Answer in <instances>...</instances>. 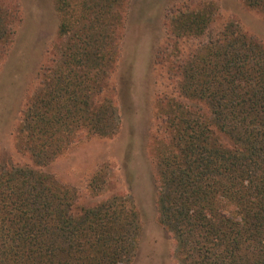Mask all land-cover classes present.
<instances>
[{
    "label": "trees",
    "instance_id": "obj_1",
    "mask_svg": "<svg viewBox=\"0 0 264 264\" xmlns=\"http://www.w3.org/2000/svg\"><path fill=\"white\" fill-rule=\"evenodd\" d=\"M118 1L85 0L76 14L71 0H56L59 33L77 23L83 29L25 112L20 131L38 165L51 162L78 130L103 136L116 128V113L97 105L94 90L118 52L110 44ZM243 1L264 13V0ZM215 16L212 2L181 9L170 31L199 38ZM13 22V11L0 4V59ZM76 64L87 68L73 70ZM179 68L180 93L208 112L173 98L165 103L170 139L158 158L160 224L173 234L181 264H264V46L231 21ZM9 166L0 161V264L134 263L143 226L126 198L81 205L53 176ZM104 177L96 173L94 192Z\"/></svg>",
    "mask_w": 264,
    "mask_h": 264
},
{
    "label": "rangeland",
    "instance_id": "obj_2",
    "mask_svg": "<svg viewBox=\"0 0 264 264\" xmlns=\"http://www.w3.org/2000/svg\"><path fill=\"white\" fill-rule=\"evenodd\" d=\"M71 1L80 14L85 0ZM208 2L216 6L209 33L182 39L171 33L174 14L197 10ZM0 4L13 11L15 31L0 59V161L53 176L75 190L81 205L93 206L114 196L126 198L143 226L133 264H181L176 240L160 224L157 205L158 158L170 139L162 119L165 103L173 98L206 114V104L191 103L180 93L179 66L231 21L264 46V13L243 0H119L110 14L114 34L110 44L118 52L100 73L94 90L97 105L105 102L116 113V128L103 136L78 130L51 162L38 165L20 131L25 112L43 79L49 81L64 64V47L83 27L77 23L60 34L62 15L56 0H0ZM86 68L72 67L81 72ZM100 170L105 179L94 192L91 181Z\"/></svg>",
    "mask_w": 264,
    "mask_h": 264
}]
</instances>
